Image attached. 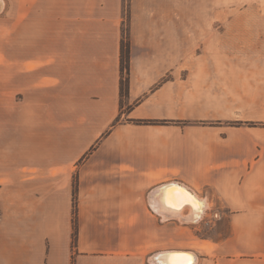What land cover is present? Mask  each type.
<instances>
[{"label": "crops", "instance_id": "crops-1", "mask_svg": "<svg viewBox=\"0 0 264 264\" xmlns=\"http://www.w3.org/2000/svg\"><path fill=\"white\" fill-rule=\"evenodd\" d=\"M41 9L22 0L21 49L5 51L22 95L19 131L0 133V185L20 186L21 204L0 222V264H171L172 250L264 264V127L206 122L220 93L174 65L170 42L133 35L122 96L121 20ZM9 100L0 89L5 127ZM185 190L225 203L229 234L202 238L167 212L161 195Z\"/></svg>", "mask_w": 264, "mask_h": 264}, {"label": "rangeland", "instance_id": "rangeland-1", "mask_svg": "<svg viewBox=\"0 0 264 264\" xmlns=\"http://www.w3.org/2000/svg\"><path fill=\"white\" fill-rule=\"evenodd\" d=\"M39 1L42 17L47 19H120L124 47L131 45L133 35L137 41L147 37L149 42H170L174 65L188 67L190 76L203 77L220 93L221 119L206 122L222 127H264V0ZM21 14L22 0L0 2V89L12 98L8 127L0 107V133L8 130L14 134L20 129L22 90L19 79L12 83L10 79V75L19 76V66L14 60V67L9 64L6 68L5 51L21 49ZM3 173L4 153L0 150V182ZM20 189L0 185V222L8 210L20 208ZM227 211L225 203L211 202L198 222L181 224L191 226L202 238L221 239L230 232Z\"/></svg>", "mask_w": 264, "mask_h": 264}, {"label": "bare ground", "instance_id": "bare-ground-1", "mask_svg": "<svg viewBox=\"0 0 264 264\" xmlns=\"http://www.w3.org/2000/svg\"><path fill=\"white\" fill-rule=\"evenodd\" d=\"M175 184V183H174ZM187 188V187H186ZM174 189H177L174 188ZM175 192V191H174ZM174 192L163 193L161 195V202L163 207L172 210L173 217L178 218L182 222H198L204 215L208 202L204 198L195 194L191 190H185L181 195H172ZM184 209H189V214L184 213ZM168 212V210H167ZM171 212V211H170ZM176 251H184L187 253H179ZM173 254L177 257L187 256L191 258V264L196 263V256L192 251L189 250H172L167 253L172 259L170 263L173 264ZM179 264H186V262H179Z\"/></svg>", "mask_w": 264, "mask_h": 264}, {"label": "trees", "instance_id": "trees-1", "mask_svg": "<svg viewBox=\"0 0 264 264\" xmlns=\"http://www.w3.org/2000/svg\"><path fill=\"white\" fill-rule=\"evenodd\" d=\"M123 52L126 53L123 55ZM130 45H127V47L123 46L122 43V72H129V63H130ZM128 91V79L124 78L121 81V93L122 96L126 95ZM138 122H149L147 120H139ZM78 181L76 180L74 183V217H73V226H74V232H73V244L74 246L77 245L78 242Z\"/></svg>", "mask_w": 264, "mask_h": 264}, {"label": "snow or ice", "instance_id": "snow-or-ice-1", "mask_svg": "<svg viewBox=\"0 0 264 264\" xmlns=\"http://www.w3.org/2000/svg\"><path fill=\"white\" fill-rule=\"evenodd\" d=\"M180 193H173L172 195H179ZM179 262H186V264H191V258L187 256L177 257L173 254V264H179Z\"/></svg>", "mask_w": 264, "mask_h": 264}, {"label": "water", "instance_id": "water-1", "mask_svg": "<svg viewBox=\"0 0 264 264\" xmlns=\"http://www.w3.org/2000/svg\"><path fill=\"white\" fill-rule=\"evenodd\" d=\"M171 184V183H170ZM170 184H168V185H170ZM168 185H166V186H168ZM166 186H164V187H166ZM171 252V251H170ZM176 252H179V253H187V252H182V251H176ZM195 254V253H194ZM196 256V255H195Z\"/></svg>", "mask_w": 264, "mask_h": 264}]
</instances>
